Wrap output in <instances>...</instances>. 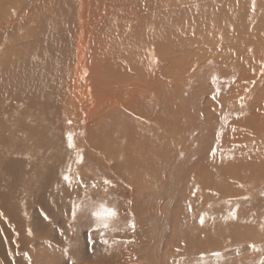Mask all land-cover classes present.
I'll list each match as a JSON object with an SVG mask.
<instances>
[{
	"label": "bare ground",
	"instance_id": "1",
	"mask_svg": "<svg viewBox=\"0 0 264 264\" xmlns=\"http://www.w3.org/2000/svg\"><path fill=\"white\" fill-rule=\"evenodd\" d=\"M110 1L0 0V264H25L24 258L19 256L22 245L25 243L33 248L40 245L43 238L40 240L39 235L43 236L46 231H59V238H55V241L60 247L74 252L76 228L82 230L88 226L94 232L99 229L89 225L87 219L96 216V219L100 220L99 214L102 216L104 211L109 210L108 207L99 208L93 205L103 202L102 199L95 202L94 198H91H98L96 195L102 186L99 191L93 189V186L88 187L81 175H78L77 179L74 177L76 183L68 179L75 164L74 160L84 149L81 141L85 140L91 149L97 151L98 147L95 145L101 143V138L104 139L100 129L117 127L123 117L125 124L135 122L136 115L144 123L150 121L148 117L140 115L146 113L148 105L145 101L137 103L133 100L129 82L134 80L127 78L145 75L148 77L146 84L157 86L161 90H168L166 85L171 84V81L180 83V63L194 48L186 41L187 38L183 37V34H187L185 29L181 28L184 25V17L197 23L200 16H197L195 10L200 8L201 4L214 5L215 0H161L166 7H170V3L173 4L172 10L162 7L167 14L154 12L157 10L154 8L157 5L156 0H115L113 3ZM257 1H254L253 5L264 11V3ZM142 2L143 5L146 4L143 10L151 17L149 21L152 22L147 26L137 11V24L128 31L129 38L138 30L136 37L142 41L133 42L132 38L128 39V42L113 41L111 32L110 38L103 36L100 40L101 32L96 31L103 29L102 24L109 15L107 11L116 12L117 6L120 5L136 7ZM233 2L237 9V12L232 11L236 14V22V16L248 10L247 0ZM100 6H103L104 13L101 11V14L94 18L96 15L93 11ZM110 6L112 9L109 11ZM74 7H77L79 16L77 34L73 29ZM148 7H151V10ZM229 11L228 8L223 14H227L231 19ZM120 16L116 20L111 19L113 21L106 19L111 30L120 28ZM220 16L222 15L217 16L218 19ZM261 23L263 24V21ZM190 25V29L196 26L191 23ZM207 30L208 28L205 33L203 28L202 32L198 29L205 35ZM211 31L208 30L209 33ZM74 36L76 56L72 46ZM119 36L126 35L121 31ZM104 39H109V42ZM162 42H166L168 46ZM209 43L208 41L206 44L209 46ZM124 44L130 50L126 53L135 57L113 60L110 56L118 54L120 46ZM158 45H163L167 51L158 50ZM211 45L213 46V43ZM137 51L140 57H136ZM203 52L205 51H202V54ZM173 72L174 74H171ZM122 89L128 91L121 92ZM199 121L195 126L200 130L199 134L204 136L202 143L199 134H192L191 128H186L184 134L188 140L179 143L182 135L176 137L168 148L170 153L174 156L178 153L180 156L189 153L186 159L195 156V163L201 165L204 164L203 155L209 154L213 161V149L216 148L220 152L219 145L223 142L230 151L225 157H219L220 163L217 161L214 164L217 166V174L214 173L215 169L213 174L208 170L211 187L215 181L235 194L253 195L255 191H264V128L262 132H253L257 138L251 144L241 145L239 142L240 137H244V127L239 122L230 125L228 133L220 121H215L220 125L219 128L213 127L210 120L208 124L203 122L206 120ZM155 124L161 129L157 121ZM134 126L138 127V124L135 122ZM217 132L227 134L222 139V136L213 139V134ZM132 142L136 143L133 140ZM99 155H102L101 152ZM204 174V170L196 168L191 169L189 173L190 178L194 180L188 181L186 187L192 190L194 196L207 187L199 182ZM223 178L226 184L221 182ZM45 196L50 200L48 198L44 201ZM257 197L248 198L249 205L246 209L243 208L242 213L252 209L260 200L263 201ZM51 213H59L60 216L49 220ZM37 230L39 234L35 239L34 232Z\"/></svg>",
	"mask_w": 264,
	"mask_h": 264
},
{
	"label": "rangeland",
	"instance_id": "2",
	"mask_svg": "<svg viewBox=\"0 0 264 264\" xmlns=\"http://www.w3.org/2000/svg\"><path fill=\"white\" fill-rule=\"evenodd\" d=\"M113 1L115 2L112 0V3ZM160 1L156 0L157 5L155 3L154 8L157 10L154 12L167 14L162 7L172 10V3L170 7H166ZM223 1H213V4L218 6L201 4L200 8L195 10L197 16H200L197 23L184 17V25L181 28L185 29L187 36L183 34V37L185 36L186 41L194 48L187 53L185 59L182 58L180 83L171 81V84L166 85L168 90H161L157 86L146 84L148 77L145 75L127 78L134 80L129 82L133 100L137 103L145 101L148 105L146 113L140 114L150 119L148 123L139 120L136 115L134 118L138 127L134 126L135 122L125 124L123 117L117 127L100 129L104 139L101 138V143L95 145L98 147L97 151L91 149L85 140L81 141L84 149L74 160L69 178L76 183L74 177L77 179V176L81 175L88 187L93 186V189L98 190L102 186L99 192L101 194L96 195L98 198H91H94L95 202H99L98 199L103 200L102 203H93L96 207L109 208L110 211H104L102 216L99 214L100 220L104 219L105 222L102 220L100 223L95 216L87 219L89 225L99 227L95 232L88 226L82 230L76 228L74 252L60 247L55 241V238H59V231H46L43 236L39 235L40 240L43 238L40 245L34 248L31 245L26 246L25 243L22 245L23 250L21 249L19 256L24 258L25 264H264V191H255L253 195L235 194L215 181L211 187V181L208 179V170L213 174L215 169L214 173L217 174V166L214 164L219 157H225L229 153L227 145L221 142L220 152L216 148L213 149V161L209 154L203 155L204 164L201 165L195 163V156L186 159L189 153L185 156H180L179 153L174 156L168 149L180 135L182 137L179 143L188 140L184 134L188 128H191L192 134L201 133L195 126L199 120H206L203 121L205 124L210 120L213 127L217 128L220 125L215 121H220L228 133L230 125L239 122L244 127V137H240L239 142L241 145L251 144L257 138L253 134L254 131H263L264 11L253 5L257 0H247L248 10L239 13L235 22L234 12H237V9L233 0ZM260 1L264 3V0ZM257 2L261 3L259 0ZM145 6L143 2L129 8L120 5L117 6L118 10L115 8L116 12L110 11V6V12L107 11L109 15L105 22L102 21V27L106 31L101 28L96 31L101 32L100 40L103 36L109 37L111 32L113 41L128 42L130 38L133 42L142 41L136 37L138 30L129 38L128 31L137 24V11L147 26L152 22L149 21L151 17L143 10ZM148 8L151 10V7ZM228 8L231 19L227 14H223ZM103 10V6L95 9L94 18H97L101 11L103 14ZM76 11L77 7H74L73 29L77 34L79 16ZM219 14L222 16L218 19ZM119 15L120 28L111 30L106 19L116 20ZM190 23L196 25L193 30L190 29ZM258 23H261L260 26H257ZM197 28L201 32L203 28L205 33L207 28L209 32L212 31L209 33L207 30L205 35ZM121 31L126 36L120 37ZM73 38V53L76 56L75 36ZM208 41L209 46L206 44ZM162 44L168 46L166 42ZM123 46H120L118 54L110 56L113 60L135 57L127 54L130 50L125 44ZM158 50L166 49L163 45H158ZM202 51L205 52L202 54ZM138 52L136 57L141 56ZM156 121L161 129H158ZM247 124L249 125L246 126ZM226 132L213 134V139L221 136L222 139ZM199 139L202 143L204 136L199 134ZM99 152L102 155H99ZM218 162L220 163V160ZM205 163L209 165L206 166ZM195 168L205 171L199 182L207 185L196 196L186 187L188 181L194 180L190 178L189 173ZM221 182L226 184L225 178ZM252 197L263 201L260 200L252 209L242 213L243 208L246 209L249 205L248 198L253 199ZM48 198L45 196L43 200L47 201ZM56 214L51 213L48 219L60 216L59 213ZM34 233V238L37 239L38 230Z\"/></svg>",
	"mask_w": 264,
	"mask_h": 264
},
{
	"label": "snow or ice",
	"instance_id": "3",
	"mask_svg": "<svg viewBox=\"0 0 264 264\" xmlns=\"http://www.w3.org/2000/svg\"><path fill=\"white\" fill-rule=\"evenodd\" d=\"M68 179H70V178H68Z\"/></svg>",
	"mask_w": 264,
	"mask_h": 264
}]
</instances>
